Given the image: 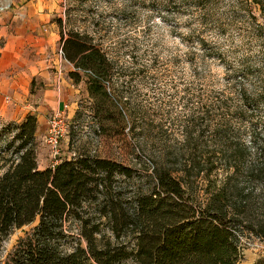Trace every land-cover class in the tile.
Listing matches in <instances>:
<instances>
[{
    "label": "trees",
    "instance_id": "1",
    "mask_svg": "<svg viewBox=\"0 0 264 264\" xmlns=\"http://www.w3.org/2000/svg\"><path fill=\"white\" fill-rule=\"evenodd\" d=\"M232 7L259 49L243 58L240 70L227 69L236 104L211 101L204 111L200 105L178 147L158 144L144 160L146 152L123 135L132 126L109 82L112 62L88 36L65 33L55 19L62 59L72 67L68 78L86 79L96 131L121 138L136 161L81 155L40 168L36 116L2 128L0 249L14 230L35 223L3 264H238L246 233L264 239V125L253 119L264 92L245 85L248 78L264 82V0H233ZM222 105L249 124L242 134L232 120L210 115ZM180 171L207 180L221 174L208 180L200 201L176 176Z\"/></svg>",
    "mask_w": 264,
    "mask_h": 264
},
{
    "label": "rangeland",
    "instance_id": "2",
    "mask_svg": "<svg viewBox=\"0 0 264 264\" xmlns=\"http://www.w3.org/2000/svg\"><path fill=\"white\" fill-rule=\"evenodd\" d=\"M232 1L0 0V29L7 34L36 35L40 32L59 38L55 21L59 18L65 33L74 31L88 36L91 44L113 64L109 82L115 94L121 96L127 121L132 126V130L125 129L123 135L142 149L137 148V152H146L141 158L144 160L158 144L178 147L184 139L183 127L192 124L188 121L195 118L193 112L200 105V110L204 111L203 105L211 101L233 99L234 81L227 69L240 70L244 57L259 53L257 43L250 39L243 25L246 20L232 7ZM3 44L4 39L0 38V47ZM29 50L24 59L32 64L38 62L40 55ZM59 51L58 43L50 44L40 59L50 80L46 81L47 85L44 87L39 76L30 84L33 98L44 89L54 93L35 106H41L35 112L42 122V131L36 138L40 168L81 155L136 161L131 150L123 149L121 138L106 139L96 131L86 79L82 76V81L74 84L68 78L72 67L62 59ZM256 82L255 78H248L245 85L264 92V82ZM229 103L233 102L229 100ZM222 106L219 113L212 111L210 115L217 114L219 120H232L233 131L239 129L242 134L249 124L238 121L241 118L238 112L231 109L227 113L225 105ZM255 112L257 116L253 119L258 120L262 128L264 103ZM56 113L62 119L64 134L58 153L53 155L43 139ZM14 123L18 122H5L0 118V130ZM241 137L249 145V136ZM220 174L211 175L208 180L219 179ZM176 176L185 182L192 196L205 201L209 190L207 179L184 171ZM34 225L14 230L3 242L0 264L17 240ZM263 260L264 239L246 233L241 239L238 264H258Z\"/></svg>",
    "mask_w": 264,
    "mask_h": 264
},
{
    "label": "crops",
    "instance_id": "3",
    "mask_svg": "<svg viewBox=\"0 0 264 264\" xmlns=\"http://www.w3.org/2000/svg\"><path fill=\"white\" fill-rule=\"evenodd\" d=\"M0 38L4 39V44L0 47V118L5 122H19L28 114L35 115V112L41 108V106H35L45 102L46 96L54 94L53 91L44 89L33 98L30 84L37 76L44 82V87L47 85L46 81H50L46 68L42 67L43 61L40 59L48 46L58 43L59 38L53 34L49 37L40 32L36 35L7 34L3 29H0ZM30 48L31 51L36 52L37 56L40 55L39 61L34 64L24 59V55L30 52ZM40 119L41 117L38 116L36 138L42 131Z\"/></svg>",
    "mask_w": 264,
    "mask_h": 264
},
{
    "label": "built area",
    "instance_id": "4",
    "mask_svg": "<svg viewBox=\"0 0 264 264\" xmlns=\"http://www.w3.org/2000/svg\"><path fill=\"white\" fill-rule=\"evenodd\" d=\"M61 56V52L59 51ZM63 122L58 113L54 114V116L50 119L48 123L47 133L44 136V143L49 147L53 155L58 153V146L60 138L64 134L63 130ZM56 163L50 165L53 167Z\"/></svg>",
    "mask_w": 264,
    "mask_h": 264
}]
</instances>
